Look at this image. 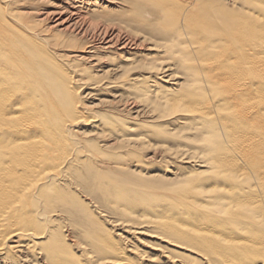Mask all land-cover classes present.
Wrapping results in <instances>:
<instances>
[{
    "label": "bare ground",
    "instance_id": "bare-ground-1",
    "mask_svg": "<svg viewBox=\"0 0 264 264\" xmlns=\"http://www.w3.org/2000/svg\"><path fill=\"white\" fill-rule=\"evenodd\" d=\"M0 264H264V0H0Z\"/></svg>",
    "mask_w": 264,
    "mask_h": 264
},
{
    "label": "rangeland",
    "instance_id": "rangeland-1",
    "mask_svg": "<svg viewBox=\"0 0 264 264\" xmlns=\"http://www.w3.org/2000/svg\"><path fill=\"white\" fill-rule=\"evenodd\" d=\"M83 90V89H82ZM88 100H90V99H88ZM144 151V150H143ZM145 153H146V155H145ZM142 158L146 161H151L152 163H154L157 167H159V166H162V165H159V164H164L165 165V167H161V168H163V169H166V170H171V164L170 163H168V161L167 162H165L163 159L161 160L160 158H159V156H158V152L155 150V149H150V150H147V151H144V152H142ZM155 158H157V159H155ZM160 159V160H159ZM154 160V161H153ZM167 163V164H166ZM168 165H169V167H168ZM127 249H130L129 247H127Z\"/></svg>",
    "mask_w": 264,
    "mask_h": 264
}]
</instances>
